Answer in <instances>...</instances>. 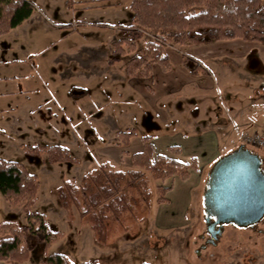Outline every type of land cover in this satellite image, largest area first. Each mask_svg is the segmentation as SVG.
<instances>
[{"label": "rangeland", "instance_id": "obj_1", "mask_svg": "<svg viewBox=\"0 0 264 264\" xmlns=\"http://www.w3.org/2000/svg\"><path fill=\"white\" fill-rule=\"evenodd\" d=\"M31 1L32 15L0 35V61L12 60L0 64V159L21 161L39 175L38 199L32 209L45 213L52 229L62 233L50 252H62L74 263L96 259L100 264H264V217L253 226L227 223L217 242L207 243L204 192L186 184L191 175L171 183L175 188L164 203L157 201V187L163 183L152 178L150 209L138 201L133 213H125L114 224L107 246L97 241L76 207H63L57 191L65 180L79 184L85 172L105 162L120 169L134 168L131 156L142 149L143 135L152 136L160 152L171 145L181 147L186 123L193 122L190 112L183 113L186 98H192L178 89L183 82H200L205 88L202 115L216 112L222 119L228 111L244 107L246 117L258 119L261 108H255L249 97L259 100L264 95V43L239 38L208 44L168 43L170 70L155 62L148 77L129 76L127 62L154 39L152 31L145 32L136 51L109 64L115 41L128 36L122 27L131 23V0ZM197 64L210 73L192 74ZM253 86L254 94L249 91ZM12 89L18 91L7 92ZM192 100L190 108L197 113L200 105L196 98ZM242 100L245 105L232 108V102ZM128 129L137 135L124 145L119 132ZM253 129L264 136L262 128ZM254 130L244 132L226 154L238 149L243 136ZM36 144L68 147L79 162L50 163L47 154L30 161L24 148ZM247 148L264 164L263 151ZM198 201L201 211L196 208ZM21 212L22 216L16 212V221L25 224ZM42 258L38 245L24 264H43Z\"/></svg>", "mask_w": 264, "mask_h": 264}, {"label": "trees", "instance_id": "obj_2", "mask_svg": "<svg viewBox=\"0 0 264 264\" xmlns=\"http://www.w3.org/2000/svg\"><path fill=\"white\" fill-rule=\"evenodd\" d=\"M130 6L131 23L122 27L128 36L115 41L109 64L114 65L122 55L136 51L137 41L145 32L152 31L154 39L146 41L143 52L127 62L129 76L148 77L155 62L162 70H170L171 60L165 49L168 43L208 44L236 38L264 43L263 0H131ZM34 10L31 0H0V35L22 24ZM191 72L210 73L202 64ZM136 135L134 129L119 132L124 145ZM141 139L142 149L131 156L134 168L120 169L105 162L85 172L79 184L65 180L57 189L63 207L66 210L76 207L80 218L90 223L101 243L107 242L114 224L125 213L135 211L138 201L150 209L152 178L166 180L177 175L186 180L192 169L198 170L196 158L183 162L156 153L152 136L143 135ZM240 146L247 148L245 144ZM24 150L30 161H39L47 154L46 161L50 163L79 162L68 147L59 144H36L25 146ZM169 150L176 154L182 151L177 145L169 146ZM261 168L264 171L263 163ZM39 187V175L30 172L23 162L0 159V191L11 205L22 207L27 219L25 224L11 219L0 222V261L18 264L41 245L43 264H100L96 259L74 263L62 252L49 251L62 233L52 229L45 213L32 209ZM157 189V201L168 202L167 193L172 185H159Z\"/></svg>", "mask_w": 264, "mask_h": 264}, {"label": "crops", "instance_id": "obj_3", "mask_svg": "<svg viewBox=\"0 0 264 264\" xmlns=\"http://www.w3.org/2000/svg\"><path fill=\"white\" fill-rule=\"evenodd\" d=\"M10 61L12 60H8L6 58L5 60H1L0 64H10ZM6 76L11 77L12 75H6ZM188 82H183L181 85H179V88H178L179 90H182L185 95H188V96L192 95V98L191 97L186 98L188 103H186L185 108L183 110L184 116L186 112H190L192 114L191 118L193 122L188 121L186 123L187 129L184 130V133L182 134L184 138V143L181 145L182 151L180 154H176V153L170 152L169 150L160 152L156 148V153L166 154L170 157L177 158L183 162H191L193 158H196L198 161V170L192 169L191 177L185 182L186 184H190L192 188L198 187L199 188L198 192L203 193L205 192V189L207 186L209 172H211L216 161L221 156L226 154L230 146H232V144L236 145V140H238L241 137V135L250 128L252 131L254 130L253 129L254 127H256L257 129L262 128L264 131V95H259L258 96L259 100H257V98H253L252 96L249 97V99L254 102L253 104L255 108H261V112H260L261 116L258 119L254 120V118L252 119L250 117H246L244 115L245 113L244 107H241V108L237 107L236 108L237 111H232V110L228 111L227 114L222 116V119H218L216 116V112H214L213 116L202 115L200 111L202 108L201 105L202 106L204 105L202 101L206 97L205 96L206 93H204L205 88L201 86L200 82H197V83L195 81H188ZM186 85H189V88L188 86L186 87ZM190 85L192 87H190ZM17 91H18L17 89H12L7 92L15 93ZM249 91H251L252 94H254V92L256 91V87L255 86L250 87ZM194 98H196L197 104L200 105L199 109L197 110L198 111L197 113L195 111L196 110L195 108H190L192 101H195V100H192ZM246 99L248 98H244V101H246ZM239 103L240 105H245L243 100L242 102L234 101L231 103L232 108L234 109L235 107H233V105H236V104L238 105ZM214 111H216V107ZM255 131H259V130H254V132ZM250 134H253V133H250ZM153 142H154V139H153ZM184 144L189 145V147L186 148ZM238 145H240V142ZM176 178H179V177L176 175L166 180L158 179L156 180V183L162 182L163 185H171V183H173ZM172 186L173 187L171 190L173 191L175 187L174 185ZM172 191H169L167 195L170 196V193ZM199 204H200V201L197 202L196 208L198 211H201V206ZM202 205H203L202 208L204 210V204ZM21 211H23L21 206L11 205L5 199L4 195L0 191V222L3 220H8V219L16 221L15 215H18L20 213V215L22 216ZM16 212H18V214ZM188 229H189L188 232H190L192 228L190 229V227H188ZM192 232H195V230H192ZM93 234H94V231H93ZM94 237L96 238L95 234H94ZM187 238L189 239V241H191L193 239V235H189ZM109 239H110V236L108 237L107 242L102 243V244L107 246L110 243ZM95 243L96 242L94 241L93 245H95ZM259 244L260 243L257 242V245ZM50 248H49V251H50ZM33 251L31 252L30 257L27 260L20 262L18 264H24L28 262L31 258ZM44 257L45 256L43 253V258L41 260H43ZM81 262H84V261H81ZM0 264H12V263L0 261Z\"/></svg>", "mask_w": 264, "mask_h": 264}, {"label": "water", "instance_id": "obj_4", "mask_svg": "<svg viewBox=\"0 0 264 264\" xmlns=\"http://www.w3.org/2000/svg\"><path fill=\"white\" fill-rule=\"evenodd\" d=\"M261 165L262 158L244 146L216 161L209 173L203 199L210 234L207 243H216L227 223L253 226L264 217Z\"/></svg>", "mask_w": 264, "mask_h": 264}, {"label": "built area", "instance_id": "obj_5", "mask_svg": "<svg viewBox=\"0 0 264 264\" xmlns=\"http://www.w3.org/2000/svg\"><path fill=\"white\" fill-rule=\"evenodd\" d=\"M243 142L258 148L264 153V136L262 134L255 132L251 135H244Z\"/></svg>", "mask_w": 264, "mask_h": 264}, {"label": "flooded vegetation", "instance_id": "obj_6", "mask_svg": "<svg viewBox=\"0 0 264 264\" xmlns=\"http://www.w3.org/2000/svg\"><path fill=\"white\" fill-rule=\"evenodd\" d=\"M218 227H220V226H218Z\"/></svg>", "mask_w": 264, "mask_h": 264}]
</instances>
